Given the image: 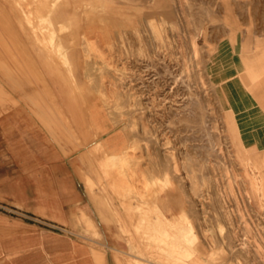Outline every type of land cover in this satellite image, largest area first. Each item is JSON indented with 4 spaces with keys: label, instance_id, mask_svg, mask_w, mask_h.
I'll return each mask as SVG.
<instances>
[{
    "label": "rangeland",
    "instance_id": "obj_1",
    "mask_svg": "<svg viewBox=\"0 0 264 264\" xmlns=\"http://www.w3.org/2000/svg\"><path fill=\"white\" fill-rule=\"evenodd\" d=\"M37 54L126 135L83 180L131 264H264V0H0V87Z\"/></svg>",
    "mask_w": 264,
    "mask_h": 264
},
{
    "label": "crops",
    "instance_id": "obj_2",
    "mask_svg": "<svg viewBox=\"0 0 264 264\" xmlns=\"http://www.w3.org/2000/svg\"><path fill=\"white\" fill-rule=\"evenodd\" d=\"M49 57L1 79L0 264H131L125 236L110 229L108 240L83 180L98 150L120 155L126 135L67 87ZM235 109L243 141L264 147L263 126Z\"/></svg>",
    "mask_w": 264,
    "mask_h": 264
},
{
    "label": "bare ground",
    "instance_id": "obj_3",
    "mask_svg": "<svg viewBox=\"0 0 264 264\" xmlns=\"http://www.w3.org/2000/svg\"><path fill=\"white\" fill-rule=\"evenodd\" d=\"M7 36V35H6ZM17 37V36H16ZM27 64V63H26ZM29 64V63H28ZM25 71V70H24ZM60 95V94H59ZM54 102V101H53ZM62 103V102H61ZM73 116V115H72ZM77 116V115H76ZM70 128V127H69ZM80 132V131H79ZM90 138V137H89ZM83 145V144H82ZM109 180V179H108Z\"/></svg>",
    "mask_w": 264,
    "mask_h": 264
}]
</instances>
